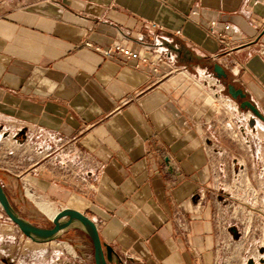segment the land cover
<instances>
[{
  "label": "crops",
  "instance_id": "obj_1",
  "mask_svg": "<svg viewBox=\"0 0 264 264\" xmlns=\"http://www.w3.org/2000/svg\"><path fill=\"white\" fill-rule=\"evenodd\" d=\"M116 41L164 61L104 57ZM214 63L264 118V0H0V164L94 221L113 264H213L227 175L230 207L264 223V120L224 111L225 138ZM13 245L0 264H61Z\"/></svg>",
  "mask_w": 264,
  "mask_h": 264
},
{
  "label": "rangeland",
  "instance_id": "obj_2",
  "mask_svg": "<svg viewBox=\"0 0 264 264\" xmlns=\"http://www.w3.org/2000/svg\"><path fill=\"white\" fill-rule=\"evenodd\" d=\"M212 75V81L214 82L209 86L207 90L208 99L211 105L215 108L219 106L216 101H220L222 99L223 104V118H224V132L225 138L232 141V143L239 145L238 141L240 138V134L238 132L237 136H233V134L227 130V126L225 122L228 118L232 116H236L243 112L246 113L247 118H254L258 124H263V122L256 117L253 113L248 111L247 109H242L239 106L237 100L232 99L227 93V89L225 88V84L220 83L219 81H215L216 78ZM221 98H220V97ZM228 114L230 117L226 118ZM245 117V116H244ZM246 118V119H247ZM231 122H235L233 117L230 120ZM246 123V121H243ZM236 131V130H235ZM18 173V168L14 164H0V181L3 185L4 191L6 195H8L9 201L14 209L18 211V213L27 221L39 226V227H50L51 223L49 218L41 212L36 204L35 198L37 200L46 201L50 207L54 211H58L63 207L60 203H55L51 198L40 195L38 192L34 190L31 183L28 180H21L16 176ZM224 175H227V171ZM217 187L227 189V195L224 196L226 198L223 203H218L214 205L213 212H218V216L221 221V232H222V241L220 245L223 244V248L221 249V253L223 255H232L233 254H244V252H252L254 246L251 244L256 240L257 235L261 234L260 231V223L254 222L252 219L251 227L249 233L246 235H242L238 240L235 236H232V231L229 228H226L227 223H231L230 216V203H229V189H228V175L223 183H218ZM241 186L237 185L236 189H240ZM234 188V187H231ZM220 191H222L220 189ZM31 193L33 196L28 194ZM35 197V198H34ZM33 199V200H32ZM246 197H236L235 201L239 203H246ZM253 225H258L256 231H253ZM241 230V229H240ZM239 230V231H240ZM264 232V226L262 228ZM0 234L4 237H9L12 239L14 245L11 247L13 253H30L31 256H34L37 253L47 251V252H56L60 254L61 264H93V250L92 244L89 236L86 235L79 228L71 227L65 229L59 233L57 239L46 242L43 244H37L32 240H28L27 237L23 236L21 231L18 229L17 225L12 223L4 211L0 207ZM239 237V234L238 236ZM28 240V241H27ZM232 240H238L236 243V248L232 245ZM230 264H234V260L230 262Z\"/></svg>",
  "mask_w": 264,
  "mask_h": 264
},
{
  "label": "water",
  "instance_id": "obj_3",
  "mask_svg": "<svg viewBox=\"0 0 264 264\" xmlns=\"http://www.w3.org/2000/svg\"><path fill=\"white\" fill-rule=\"evenodd\" d=\"M213 73L218 79L225 78L226 72L224 68L218 63H214L212 67ZM225 84L227 93L229 96L237 100L239 106L242 109H247L253 113L256 117L261 120L264 118L261 116L256 105L249 101L246 97L245 92L240 87H235L231 82H225L223 80L222 84ZM254 118H252L253 120ZM0 207L4 211L7 218L14 224L17 225L18 229L21 231L22 235L29 237L33 242L37 244H43L46 242L53 241L57 239L59 233L65 229L75 227L82 230L89 236L92 244L93 250V264H113L116 258L115 251L110 245L104 243L98 235V230L96 223L92 221L88 216L80 212L76 208L72 207H61L60 210L56 212L49 220L51 223L50 227H39L27 220H25L16 209H14L9 201L8 195H6L3 185L0 181ZM230 230L234 231L231 227ZM264 248H260V251ZM252 261L249 262V264Z\"/></svg>",
  "mask_w": 264,
  "mask_h": 264
},
{
  "label": "built area",
  "instance_id": "obj_4",
  "mask_svg": "<svg viewBox=\"0 0 264 264\" xmlns=\"http://www.w3.org/2000/svg\"><path fill=\"white\" fill-rule=\"evenodd\" d=\"M229 24H227L225 27H228ZM86 46H91L90 43L86 42L85 43ZM96 49H98L97 47H95ZM102 55L106 58L108 57H114V56H120L125 60H135L136 63L140 62V63H153L154 65H157L158 62H163V54L161 51H153L151 50V52H146V51H139V50H135L132 49L130 47H128L123 41H116L114 43H112L110 46H108V48H104V49H100ZM155 69V68H154ZM233 136H237L238 132L235 131V129H231L229 130ZM239 186L241 184H238ZM234 207H230V216L231 217V223H227L226 228L229 227H233L234 231L237 232V235L233 234L232 232V236H235L236 238H238V240L241 238V236L246 235L249 233L250 227L252 226V214L251 211L249 209L246 210H233ZM214 218L217 220V223L219 225V227L221 228V221L220 218L218 216V212H214ZM188 219H183L179 222V227L180 229L185 232L187 227H188ZM256 225L253 228V231H256L257 229ZM260 231L261 234L257 235L256 240L254 241V244H252L254 246L253 251L251 252H244V254L242 253L244 260L248 261H252V258L255 257V255L257 254L258 249L260 248H264V232L262 231V228L264 226V223L262 222L260 225ZM241 229V230H240ZM240 230V231H239ZM239 234V237H237ZM222 236H220L216 246L218 249V256L215 258V261L213 264H230L231 261H233V259L236 258L237 254H233L232 255H223L221 253V249L224 247L223 244L220 245V242L222 241L221 238ZM238 240H232V245L236 248V243ZM241 255V254H239ZM235 261V260H234Z\"/></svg>",
  "mask_w": 264,
  "mask_h": 264
},
{
  "label": "bare ground",
  "instance_id": "obj_5",
  "mask_svg": "<svg viewBox=\"0 0 264 264\" xmlns=\"http://www.w3.org/2000/svg\"><path fill=\"white\" fill-rule=\"evenodd\" d=\"M28 194L29 195H31V197L33 196L31 193H29L28 192ZM35 198V197H34ZM33 200V199H32ZM35 204H36V206H37V208L41 211V212H43L49 219L54 215V214H56V212L57 211H54L51 207H50V205L46 202V201H44V200H37L36 198H35ZM28 240H31L29 237H28ZM27 240V241H28Z\"/></svg>",
  "mask_w": 264,
  "mask_h": 264
}]
</instances>
